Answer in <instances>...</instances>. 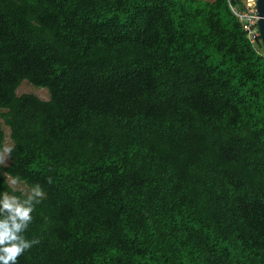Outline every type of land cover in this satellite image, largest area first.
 I'll use <instances>...</instances> for the list:
<instances>
[{
	"label": "trees",
	"instance_id": "trees-1",
	"mask_svg": "<svg viewBox=\"0 0 264 264\" xmlns=\"http://www.w3.org/2000/svg\"><path fill=\"white\" fill-rule=\"evenodd\" d=\"M238 5L0 0V191L45 193L18 264H264V47Z\"/></svg>",
	"mask_w": 264,
	"mask_h": 264
},
{
	"label": "clouds",
	"instance_id": "clouds-1",
	"mask_svg": "<svg viewBox=\"0 0 264 264\" xmlns=\"http://www.w3.org/2000/svg\"><path fill=\"white\" fill-rule=\"evenodd\" d=\"M19 177H9V186L17 184ZM17 190L0 191V264H18V258L37 238L29 239L26 230L33 220L35 205L44 196L39 183L34 184L27 193L16 194Z\"/></svg>",
	"mask_w": 264,
	"mask_h": 264
},
{
	"label": "rangeland",
	"instance_id": "rangeland-1",
	"mask_svg": "<svg viewBox=\"0 0 264 264\" xmlns=\"http://www.w3.org/2000/svg\"><path fill=\"white\" fill-rule=\"evenodd\" d=\"M240 1V5L238 6H234V9L237 12L242 13L245 9H246V0H239ZM34 93L37 96H39L42 99H47L49 97V93L47 91L46 88L44 87H36L35 85L29 83L27 80H23L20 85L17 88V93L21 94V93ZM4 109H0V124L2 125L4 131H5V142H4V148L2 150V152L0 153V165L1 166H5L6 164H8L10 157H9V148L11 146V140L9 137V128L4 125L3 123V119L1 117V111H3ZM9 176L8 174H6V179L7 181L9 180ZM11 187H15L16 189H20L23 192H28L30 190V187H28L25 183L18 181L16 185L11 186Z\"/></svg>",
	"mask_w": 264,
	"mask_h": 264
},
{
	"label": "built area",
	"instance_id": "built-area-1",
	"mask_svg": "<svg viewBox=\"0 0 264 264\" xmlns=\"http://www.w3.org/2000/svg\"><path fill=\"white\" fill-rule=\"evenodd\" d=\"M234 12L242 21L244 29L248 32V37L251 40H254V35L258 33L257 26L255 29L253 28V25L256 24L258 17L256 12V1L246 0V9L242 13L237 12L235 9Z\"/></svg>",
	"mask_w": 264,
	"mask_h": 264
},
{
	"label": "water",
	"instance_id": "water-1",
	"mask_svg": "<svg viewBox=\"0 0 264 264\" xmlns=\"http://www.w3.org/2000/svg\"><path fill=\"white\" fill-rule=\"evenodd\" d=\"M256 1V12H257V31L258 33L254 35L255 40L260 42L264 47V0Z\"/></svg>",
	"mask_w": 264,
	"mask_h": 264
}]
</instances>
